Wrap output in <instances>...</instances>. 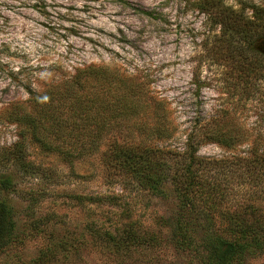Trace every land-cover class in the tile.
Returning <instances> with one entry per match:
<instances>
[{
    "label": "rangeland",
    "instance_id": "1",
    "mask_svg": "<svg viewBox=\"0 0 264 264\" xmlns=\"http://www.w3.org/2000/svg\"><path fill=\"white\" fill-rule=\"evenodd\" d=\"M263 3L0 0V173L9 172L16 181V191L9 195L14 220L18 231H29L24 232L26 236L7 263L33 258L45 241L39 229L51 225L60 234L65 227L80 232L89 221L112 228L132 219L141 227L159 228L167 239L178 210L171 183H163V194H152L120 175L110 174L101 156L112 140L144 142L179 154L188 135L194 136L199 125H220L235 136L234 142L227 146L203 141L196 153L204 160L224 161L218 163L222 166L208 167L227 185V205L233 208L246 201L254 186L244 159L254 152L264 154V71L250 75L249 83L239 76L228 56L236 52L242 40L223 31L215 15L217 9L230 8L249 17L251 6ZM258 51H252V56L264 64V47ZM88 65L119 71L138 83L141 93L163 99L171 123L169 135L140 133L134 124L147 121L149 113L142 110L112 129L94 154L71 165L57 154L42 152L30 138L27 126L13 120L11 110L32 111L29 90L59 88ZM16 141L23 144L24 158L29 165H38V171L31 172L29 165L23 167H29L28 171L22 170L10 158L8 152ZM255 172L262 175L261 168ZM88 194L117 198L101 204L77 199ZM174 243L165 240L153 249L125 256L83 246L78 259L89 264H199L192 251ZM3 254L0 262L6 261ZM243 264H264V253L248 255Z\"/></svg>",
    "mask_w": 264,
    "mask_h": 264
},
{
    "label": "trees",
    "instance_id": "2",
    "mask_svg": "<svg viewBox=\"0 0 264 264\" xmlns=\"http://www.w3.org/2000/svg\"><path fill=\"white\" fill-rule=\"evenodd\" d=\"M251 7L252 16L249 17L230 8L217 9L215 15V21L222 25L223 31L242 40L235 53L226 55H231L229 62L240 77L246 78V83H249L250 75L264 71V64L259 63L261 59L252 56V51L259 53L258 48L264 47V3ZM225 44L229 45V41ZM228 52L232 53V49ZM137 85L119 71L88 65L78 69L59 88L29 90L32 111L17 108L11 110L10 115L13 114V120L18 124L27 126L30 138L42 152L57 154L71 165L94 154L112 129L124 120L134 119L142 110H149V113L147 121L134 124L140 133L158 137L169 135L171 123L164 100L141 93ZM194 134L188 135L185 148L179 154L144 142L117 140L110 141L102 152L101 160L108 172L124 177L139 189L163 194V183H171L178 210L172 224L168 222L172 229L167 239L161 236L159 228L141 227L132 219L112 228L89 221L80 232L65 227L60 234L51 225L48 229H39L45 241L36 255L19 264H89L78 259L83 246H96L109 254L125 256L134 251L153 249L165 240L175 242L177 247H187L199 264H243L248 255L264 253V154L254 152L244 159L246 173L253 177L254 189L245 202L231 208L227 205L230 194L227 185L219 176L211 174L208 167V164L216 167L224 161L204 160L196 152L197 145L203 141L228 146L235 136L211 123L199 125ZM22 148L23 144L16 141L8 154L18 162L19 168L28 171L30 161L24 158ZM27 165L29 167L24 169ZM31 167V172L39 170L38 165ZM259 168L262 169L261 176L255 172ZM15 191L16 181L12 174L1 172L0 254L6 255V261L1 260L0 264H9L8 259L14 256L13 249L17 243H22L25 234H29L28 230H17L15 208L9 198ZM78 198L101 204L114 202L117 197L88 194ZM39 221H34V226Z\"/></svg>",
    "mask_w": 264,
    "mask_h": 264
}]
</instances>
